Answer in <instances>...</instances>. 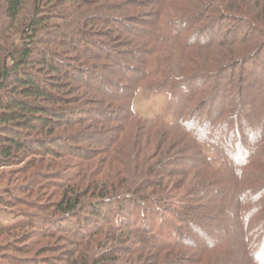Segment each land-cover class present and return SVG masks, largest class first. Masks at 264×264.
Masks as SVG:
<instances>
[{"label":"trees","instance_id":"obj_1","mask_svg":"<svg viewBox=\"0 0 264 264\" xmlns=\"http://www.w3.org/2000/svg\"><path fill=\"white\" fill-rule=\"evenodd\" d=\"M102 1L0 0V166L31 156L16 169L20 182L2 194L16 199L42 181L58 191L52 216L16 209L12 223L0 222V236L37 225L38 238L74 246L50 264H264V107L257 104L264 106V62L257 61L264 41L256 47L244 29L258 25L254 13L229 0H154L155 8L141 10L148 22L90 18L87 2L94 12L129 4ZM113 21L124 29L118 42L132 49L97 40ZM142 86L168 93L172 121L136 113ZM91 93L98 105L88 104ZM101 151L119 177L104 168L108 179L89 190L72 183L76 166L44 170ZM2 194L0 205L14 208Z\"/></svg>","mask_w":264,"mask_h":264},{"label":"rangeland","instance_id":"obj_2","mask_svg":"<svg viewBox=\"0 0 264 264\" xmlns=\"http://www.w3.org/2000/svg\"><path fill=\"white\" fill-rule=\"evenodd\" d=\"M118 1H122V0H106V1H102L105 3L108 2H118ZM147 3V7H145V3ZM215 1V0H212ZM220 1H224V0H220ZM134 0H128V5L127 8L122 6V11H111V10H107L105 12L103 11H99V12H94V5L93 2H87L89 3L85 5V7L87 8V10H89L90 14V18H94L95 16H100L102 17V14H112L114 15L116 18L118 17H125L126 18V22L132 20L134 17L136 16H140L144 21L148 22L149 20H151L150 15H148L149 13H143L141 10H144L145 8L151 9L155 8L154 7V0H137V2L141 3L140 5H136V3H134ZM229 2L231 4H234L236 6L241 5V7L244 8V10L246 11H251L254 13V18L253 20L255 22H257V26L260 27L262 30H264V0H229ZM224 3V2H223ZM225 4V3H224ZM224 4H222V6H224ZM130 7V8H129ZM136 8V9H135ZM135 9V10H133ZM256 18H261V21H256ZM112 27L111 29H108L107 31H101L102 34H106L107 35H101L97 37V40L101 41V40H108L109 38L112 39L113 43L116 45H118V48H120L123 52H126V50L128 48L132 49L133 48V44L131 45H126V44H122L119 43L118 41L120 39H122L125 34L124 29L120 26V24L115 23V21H113V23L111 22ZM132 26H145L143 23H136L133 24ZM257 26H248L244 29H246L248 32L254 34V36L256 37V40L254 42V45H256V47L261 44L264 41V38H262V31L260 32V29L257 28ZM120 27L123 29V31H117L114 30L115 28ZM96 30L98 29H102L104 30L105 28L102 27H95ZM256 29L259 30V32H256ZM126 31V30H125ZM99 34V33H98ZM115 36V37H113ZM132 40H134V37H131ZM104 42V41H103ZM249 46V45H248ZM117 49V47H116ZM94 51H96V53L98 52L96 49H93ZM140 54V53H139ZM211 54H219V52L217 51H213L211 52ZM122 54H117V56H120ZM200 60L204 59L205 54H195ZM126 59V58H124ZM264 59L263 58H259L257 61L259 62L258 64H262V62ZM103 64H107L105 61H102ZM126 62L128 63H133L132 61L129 62L128 59H126ZM109 66V65H108ZM247 68H251V65L249 64V66H247ZM249 70L247 69L246 73ZM260 78L258 76H255L253 74L250 75L249 80L251 82L255 81L258 82ZM256 84L254 85V87L252 86V91L249 94H252L254 92L257 93V87H255ZM90 93V92H89ZM86 96V95H85ZM86 99L91 98L92 102H88L89 105H98L97 104V99L99 97L95 96L94 93H91L90 97H85ZM96 102V103H95ZM167 103H168V93L165 90H158V91H148L145 87H139L137 90V93L135 95L134 98V109L136 111L137 114L139 115H143L146 116L148 118H156V117H161L167 121H172L173 116H172V112L168 109L167 107ZM259 107H264L263 103H257ZM100 105V104H99ZM131 126H133V123L131 124ZM137 130H139L140 128H142V126L140 124H134ZM95 148H99L95 147ZM181 148V147H180ZM183 148V146H182ZM106 154L108 153H104L103 151L100 152V154H97L95 157H93L92 159H88L85 162L80 163L81 164V168H79L80 164L78 160H74L72 158H68L67 160H63V161H59L58 164L50 166V167H44V170L47 171H53V170H58V169H65V170H70L72 168H70L69 166H76L73 168V170H80L79 174H77V176L74 179V181H72V183L74 182H78L80 181L82 187H85L87 190H89L93 184L95 182H102V180H107L108 176H106V172L105 170H109L111 166H113L112 171H110V174H114L115 178L119 177L118 175H116L115 172V168L118 167L117 163L112 162L111 161H105V156H107ZM190 155H193V152H189ZM31 156L28 155L26 157H23V159H19L17 161H14L12 163H8L5 165L0 166V174L3 173V177L0 176V194H2L6 189V187H12L14 186L15 183H18L20 181H18V177H19V173H17L16 169L20 168L22 166L25 165V163L30 160ZM78 163V165H76ZM78 166V167H77ZM110 166V167H109ZM84 168V169H82ZM173 168V167H172ZM82 169V171H81ZM102 169V170H101ZM13 170V172H12ZM29 170H33L32 168H30ZM28 172V174L24 175L26 176L25 179L27 181H22V183H24V187H29L30 184V180L32 179V177H29L30 172ZM20 180V179H19ZM46 181H42L40 183H36V187L34 188L33 191H30V193H24L20 190L16 191V196L17 198H11L8 197L7 194H2L3 198H9L11 201H13L12 204H16L14 208L12 207H5L3 205H0V222L3 224H9L12 223L16 217H18V215L16 214V209H24L26 212H30V213H39L42 218L43 217H47V216H52V211L53 209L51 208L52 203L54 202V200L57 198L58 195V191L56 190L57 186L56 185H52V184H47L45 183ZM40 186V187H37ZM54 192H56L54 194ZM88 196V195H87ZM24 202L25 204H17V202ZM34 203H38L41 204L43 207H45L43 209V211H39L36 208H32V206L34 205ZM35 207V206H33ZM43 221V220H40ZM38 223V219L35 220V223ZM35 226V225H33ZM37 227V225L35 226ZM35 227H29L26 228L23 233L22 231H18L13 233V236H10V234L7 235H1L0 236V257L3 258L2 262H4V264H6V260H8L7 257H22V256H27L29 258H36L37 261L40 263L43 262V264H50L49 261H53V258H60V255H64L67 253V250H74V246L73 245H63L65 244V242L63 243L62 241H59V238H57L55 240V238H49V237H41L38 238V234L37 233H33V228ZM34 234V235H32ZM12 235V234H11ZM30 237V238H29ZM38 238V239H37ZM38 241V242H36ZM8 242V243H7ZM37 243V244H36ZM105 243V242H104ZM17 244V248L18 250L15 249V245ZM106 246L104 248H110V246H113L114 244L110 243V242H106ZM111 244V245H110ZM11 245V246H10ZM64 246L62 249V252L59 251H46L48 250L49 247L55 246L54 248H58V246ZM90 249H93L97 246L96 243L91 242L88 244ZM49 246V247H48ZM42 247V248H41ZM38 248H41L39 251L36 252V250ZM66 249V251H65ZM22 250H24L25 253L22 252ZM29 250V251H28ZM67 255H64V257ZM5 260V261H4ZM10 261V260H9ZM45 262V263H44ZM57 264H66V262L64 261H56Z\"/></svg>","mask_w":264,"mask_h":264}]
</instances>
